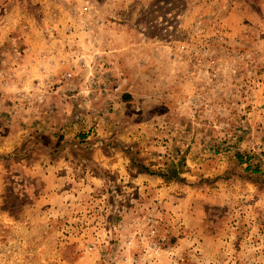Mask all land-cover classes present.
<instances>
[{"label": "rangeland", "instance_id": "obj_1", "mask_svg": "<svg viewBox=\"0 0 264 264\" xmlns=\"http://www.w3.org/2000/svg\"><path fill=\"white\" fill-rule=\"evenodd\" d=\"M0 264H264V0H0Z\"/></svg>", "mask_w": 264, "mask_h": 264}, {"label": "crops", "instance_id": "obj_2", "mask_svg": "<svg viewBox=\"0 0 264 264\" xmlns=\"http://www.w3.org/2000/svg\"><path fill=\"white\" fill-rule=\"evenodd\" d=\"M38 85H40V83ZM35 87L37 88V86H35ZM41 91H42V93L45 92V93H47L49 95L56 96L55 98L58 99V101H59L58 104L59 105L60 104L67 105L66 103H68L67 102L68 99H69L68 96H70V95L68 94V91H65V89L63 88V85L60 84V83L57 86L56 85L53 86L51 89L50 88H46V89L41 90ZM64 93H67V94H64ZM44 108L45 107H43V109ZM50 112H51V117L55 120V122L57 121V118H59V116L61 117V118L58 119V123H59V121L63 120L64 117L66 116V115L64 116V114L62 112L55 113L52 110ZM62 116H64V117H62ZM51 124H54V123L52 122ZM47 129H49V127ZM44 138H47L48 141H51L50 146H52V147H49V148H46V147L44 148L45 155H49V156H57V155L66 156L68 154L69 148H66V145H68L67 144V138H68L67 134L64 135V138H61V140L59 141V145L57 147H53L54 146L53 142L57 140V139H55V137H53V136L45 137L44 136ZM72 151L75 152V151H77V149H72ZM71 154H72V152H71ZM76 154H78V153H76Z\"/></svg>", "mask_w": 264, "mask_h": 264}, {"label": "trees", "instance_id": "obj_3", "mask_svg": "<svg viewBox=\"0 0 264 264\" xmlns=\"http://www.w3.org/2000/svg\"><path fill=\"white\" fill-rule=\"evenodd\" d=\"M125 96H127L128 97V95H125ZM260 169L257 167V169H253V171H259Z\"/></svg>", "mask_w": 264, "mask_h": 264}]
</instances>
